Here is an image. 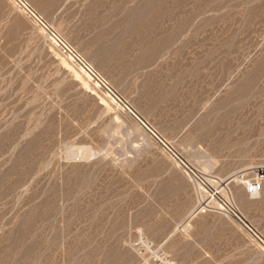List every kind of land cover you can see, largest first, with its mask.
Wrapping results in <instances>:
<instances>
[{
	"label": "rangeland",
	"instance_id": "obj_1",
	"mask_svg": "<svg viewBox=\"0 0 264 264\" xmlns=\"http://www.w3.org/2000/svg\"><path fill=\"white\" fill-rule=\"evenodd\" d=\"M245 225L264 0H0V264H264Z\"/></svg>",
	"mask_w": 264,
	"mask_h": 264
},
{
	"label": "built area",
	"instance_id": "obj_2",
	"mask_svg": "<svg viewBox=\"0 0 264 264\" xmlns=\"http://www.w3.org/2000/svg\"><path fill=\"white\" fill-rule=\"evenodd\" d=\"M20 2L28 10L30 9L29 6H28V4L26 2H23V1H20ZM33 16H34V14H33ZM58 41H59L60 46H61V48H62V50L64 52H66L75 62H77L78 64L82 65L88 71H90L91 73H93V71L91 70L90 66L83 60V58L81 57V55L71 45H69L67 42H65L63 40H60V39H58ZM260 187H261V185H260V182L258 180L249 181L248 186H247V191L248 192H256V191H258L260 189ZM248 231L253 235V237L255 239L258 240V242L262 245L261 247L264 249V240L261 237H259L258 235H256L254 232H252L251 230L248 229Z\"/></svg>",
	"mask_w": 264,
	"mask_h": 264
},
{
	"label": "bare ground",
	"instance_id": "obj_3",
	"mask_svg": "<svg viewBox=\"0 0 264 264\" xmlns=\"http://www.w3.org/2000/svg\"><path fill=\"white\" fill-rule=\"evenodd\" d=\"M20 3V2H19ZM88 64V63H87ZM91 67V66H90ZM92 68V67H91ZM86 72V71H85ZM142 123V122H141ZM143 125H145L144 123H142ZM147 129L149 130V128L147 127ZM150 132H151V130H150ZM260 171H262V170H260ZM237 179V178H236ZM201 188V187H200ZM201 189H203V188H201ZM218 188H216V189H214L213 191H214V193H218V191L219 190H217ZM203 191H204V189H203ZM211 192V191H210ZM203 196H205V195H203ZM210 197V196H209ZM209 199V198H208ZM207 199V200H208ZM215 199V198H214ZM211 203V202H210ZM220 204V203H219ZM245 226H247V225H245ZM248 227V226H247ZM248 229H249V227H248ZM249 230H251V229H249ZM252 231V230H251Z\"/></svg>",
	"mask_w": 264,
	"mask_h": 264
}]
</instances>
